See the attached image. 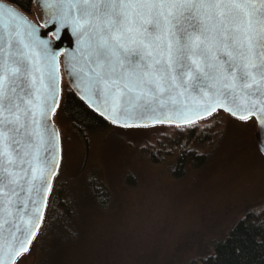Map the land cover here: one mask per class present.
<instances>
[{"label":"snow or ice","instance_id":"6c2138e0","mask_svg":"<svg viewBox=\"0 0 264 264\" xmlns=\"http://www.w3.org/2000/svg\"><path fill=\"white\" fill-rule=\"evenodd\" d=\"M37 5L39 25L0 5V264L29 252L63 179L61 56L81 99L118 127H182L223 110L264 128V0ZM66 30L75 46L57 50Z\"/></svg>","mask_w":264,"mask_h":264},{"label":"rangeland","instance_id":"374dc122","mask_svg":"<svg viewBox=\"0 0 264 264\" xmlns=\"http://www.w3.org/2000/svg\"><path fill=\"white\" fill-rule=\"evenodd\" d=\"M26 16L42 23L36 3ZM60 77L61 109L53 120L62 137L63 179L53 185L71 204V226L57 255L48 254L44 239L17 264L200 263L247 213L264 209V158L254 120L216 113L195 125V132H208L207 140L180 145L172 141L175 129L164 126L110 125L81 135L62 113L70 84L61 59ZM189 154L202 163L194 165ZM90 178L102 187L104 202L92 196Z\"/></svg>","mask_w":264,"mask_h":264},{"label":"trees","instance_id":"16d2710c","mask_svg":"<svg viewBox=\"0 0 264 264\" xmlns=\"http://www.w3.org/2000/svg\"><path fill=\"white\" fill-rule=\"evenodd\" d=\"M4 1L24 15H28L35 1L34 0H1ZM42 15L43 11L40 9ZM43 23V20H42ZM67 100L63 99L62 113L70 125L81 135L87 133H100L107 129L105 119L87 107L77 95L73 88L65 93ZM177 140L180 145L183 141L192 139L207 140L208 132H195V126L185 128H174ZM194 165L201 164L202 157L187 155ZM185 156L177 159V165L183 164ZM89 190L94 198L105 201L103 189L96 184L93 178L88 181ZM73 210L71 204L66 200L60 189H54L49 197L48 210L45 213V226L40 230L32 246L38 248L40 242L46 239V249L50 256L57 255L58 246L62 244L61 239L71 226ZM49 216L51 217L49 219ZM64 238V237H63ZM61 244V245H60ZM32 247V248H33ZM51 261L54 260L50 257ZM189 264H264V209L253 213H247L237 224H235L224 241L214 246L213 252L200 263Z\"/></svg>","mask_w":264,"mask_h":264},{"label":"water","instance_id":"95a60500","mask_svg":"<svg viewBox=\"0 0 264 264\" xmlns=\"http://www.w3.org/2000/svg\"><path fill=\"white\" fill-rule=\"evenodd\" d=\"M34 1H35V3L37 4V0H34ZM41 2L43 3V0H41ZM0 5H4V6L11 7V8H13L15 11H17V12L21 13L22 15H24L22 12H20L19 10H17L16 8H14L13 6H11L10 4H8V3L4 2V1H1V0H0ZM40 9H41V10L43 11V13H44L45 9L42 8V7H40ZM24 16L27 18L26 15H24ZM27 19H28V18H27ZM28 20H29V19H28ZM30 21H31V20H30ZM40 31H41V33H44V32L47 31V29L41 28ZM44 34L46 35V33H44ZM42 38H44V37L42 36ZM72 46L74 47L75 45H74V43L72 44L71 33L69 32V34H68V33H67V30H66V32H65V34H64V36H63V38H62V42L59 43V44H57L56 48H57V50L60 49L61 51H63V50H65V49H67L68 47L71 49ZM60 59H61V64H62V70H63V72L65 73V77H66L67 81L69 82L70 87L73 88V89L76 91L77 95H78L79 98L81 99L80 93L77 91L76 83L74 82V77L71 76V75L69 74V68H70V65H69V60H68V58H66L65 56H61ZM81 100H82V102H83L87 107H89L88 103H87L85 100H83V99H81ZM89 108H90L92 111H94L91 107H89ZM94 112H95L96 114L100 115L99 112H97V111H94ZM217 113H223V114L228 115V116L231 117V118L236 119L235 117L231 116V115H230L229 113H227V112H224L223 110H220V111H218ZM215 114H216V113H214L213 115H215ZM213 115L207 117L206 119L199 120V121H197V122L194 123V124H197V123H200V122H202V121H205V120L209 119L210 117H212ZM100 116H101V115H100ZM102 117H103V116H102ZM103 118H104V117H103ZM104 119H105V118H104ZM237 120H238V119H237ZM252 120L255 121L256 126H257V137H256V139H257V147H258V151H259V153L261 154V156L264 158V152L261 151V148L264 147V128L261 127V125L258 123V121H257L255 118H253ZM105 121H106L108 124L112 125V126L118 127L117 125L112 124L110 121H108V120H106V119H105ZM194 124H192V125H194ZM156 126L182 128V127H187V126H191V125H186V126H182V127H176V126H174V125H171V126H170V125H167V124H163V125L157 124V125H155V126H150V127H156ZM147 128H149V127H147ZM26 254H27V253H26ZM24 255H25V254H24Z\"/></svg>","mask_w":264,"mask_h":264},{"label":"flooded vegetation","instance_id":"af4514ba","mask_svg":"<svg viewBox=\"0 0 264 264\" xmlns=\"http://www.w3.org/2000/svg\"><path fill=\"white\" fill-rule=\"evenodd\" d=\"M196 124H194V125H191V126H187V127H192V126H195ZM172 128H175V127H172ZM182 128H185V127H182Z\"/></svg>","mask_w":264,"mask_h":264},{"label":"clouds","instance_id":"9594fccd","mask_svg":"<svg viewBox=\"0 0 264 264\" xmlns=\"http://www.w3.org/2000/svg\"><path fill=\"white\" fill-rule=\"evenodd\" d=\"M261 151L264 152V147L261 148Z\"/></svg>","mask_w":264,"mask_h":264}]
</instances>
